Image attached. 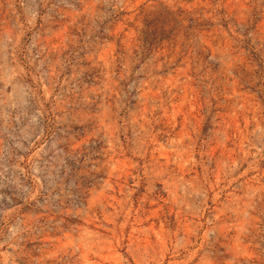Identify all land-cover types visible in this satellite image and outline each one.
<instances>
[{
	"label": "rangeland",
	"instance_id": "rangeland-1",
	"mask_svg": "<svg viewBox=\"0 0 264 264\" xmlns=\"http://www.w3.org/2000/svg\"><path fill=\"white\" fill-rule=\"evenodd\" d=\"M0 264H264V0H0Z\"/></svg>",
	"mask_w": 264,
	"mask_h": 264
}]
</instances>
